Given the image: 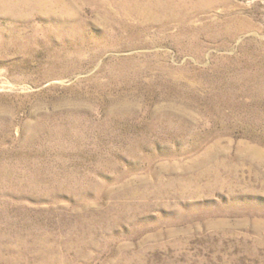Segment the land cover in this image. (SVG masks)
<instances>
[{
    "label": "rangeland",
    "instance_id": "374dc122",
    "mask_svg": "<svg viewBox=\"0 0 264 264\" xmlns=\"http://www.w3.org/2000/svg\"><path fill=\"white\" fill-rule=\"evenodd\" d=\"M146 2L0 0V264H264V0Z\"/></svg>",
    "mask_w": 264,
    "mask_h": 264
},
{
    "label": "bare ground",
    "instance_id": "6f19581e",
    "mask_svg": "<svg viewBox=\"0 0 264 264\" xmlns=\"http://www.w3.org/2000/svg\"><path fill=\"white\" fill-rule=\"evenodd\" d=\"M53 1V0H52ZM153 1V0H152ZM164 1V0H163ZM166 1H170L171 3V7L174 5H177L181 14L182 15H193L197 12H200V8H202L203 5H205V0H196L194 4H188V2H183V1H180V0H166ZM47 2V1H46ZM49 2V1H48ZM47 2V3H48ZM63 2V0H62ZM13 3V2H12ZM51 3V2H50ZM59 3V2H58ZM118 3V2H117ZM22 4V3H21ZM164 4V3H163ZM168 4V3H167ZM37 5L36 8L40 9L41 11L43 10V6H42V3H40L39 1L37 2H34L33 3V7ZM50 5V4H49ZM118 5V4H117ZM120 5V4H119ZM118 5V6H119ZM151 5H153V3L151 2V0H148V2H146L142 7L143 9H148ZM6 6V5H5ZM170 6V5H169ZM18 7V6H17ZM65 7V6H64ZM115 7V6H114ZM125 7V6H124ZM66 8V7H65ZM133 8V7H132ZM204 8V7H203ZM156 9V8H155ZM27 10V9H26ZM35 10V9H34ZM121 10V9H120ZM124 10V9H123ZM50 11H53L52 9ZM40 12V11H39ZM67 12V11H66ZM172 13L173 10H170L169 13ZM109 14V13H108ZM115 14V13H114ZM139 14V13H138ZM118 15V14H117ZM127 15V14H126ZM130 15V14H129ZM128 15V16H129ZM137 17V16H136ZM105 19V18H104ZM125 19V18H124Z\"/></svg>",
    "mask_w": 264,
    "mask_h": 264
}]
</instances>
